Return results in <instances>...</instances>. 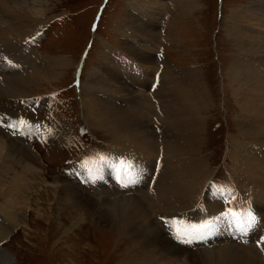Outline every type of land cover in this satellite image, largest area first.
Masks as SVG:
<instances>
[{"label": "bare ground", "instance_id": "1", "mask_svg": "<svg viewBox=\"0 0 264 264\" xmlns=\"http://www.w3.org/2000/svg\"><path fill=\"white\" fill-rule=\"evenodd\" d=\"M167 1L128 0V19L122 22L126 38L123 48L105 42L100 62L78 89L88 126L112 133L140 167H144V158L149 157L151 165L155 164V183L151 185L150 177L147 183L140 180L137 186L124 189L121 177L102 178L105 190H113V198L122 191H135L138 195L120 196L109 202L91 201L72 192L70 198L78 205L90 206L95 219L106 227L119 230L121 236L130 235L140 249V264H264V244L255 245L251 238L264 236V72H258L256 64L242 56L228 68L224 89L232 90L240 113L236 120L238 132L230 133L231 145L227 149L228 182L220 183L202 150L208 124L206 113L214 106L203 69L177 68L157 52L161 48L158 21L170 20L163 10ZM169 1L181 13L195 11L201 5L200 0ZM255 3L233 9L228 17L229 35L245 51L264 54V30H260L264 29V6ZM46 9L45 0H0L1 106L33 103L34 85H53L59 70L69 64L66 57L39 52ZM127 79L133 80L136 87L128 84ZM121 100L126 104H120ZM153 115L157 130L153 127ZM8 118L17 124L13 117ZM52 125L53 122L47 131L39 127V135L55 138ZM28 126L24 123L20 129L32 134ZM69 126L68 122L55 126L60 138L74 137ZM24 131L19 137L25 139ZM5 134H0V184L9 209L17 210L19 205H27L23 191L30 189L32 181L27 183V175L36 172V167L23 158L25 145L16 139L10 143ZM6 135L14 138L12 134ZM23 143L27 145L26 141ZM111 157L98 156L93 162L107 159L112 164ZM4 175L10 178L9 184L3 183ZM217 194L230 205L223 212L216 210L222 200ZM157 210L165 217L200 214L202 219L210 212H215L216 217L235 211L240 220L255 217L257 223L246 232L225 224L223 237L211 247L196 251L178 246L166 236L154 220ZM85 214L80 213L81 221ZM233 237L236 240L230 241Z\"/></svg>", "mask_w": 264, "mask_h": 264}, {"label": "rangeland", "instance_id": "2", "mask_svg": "<svg viewBox=\"0 0 264 264\" xmlns=\"http://www.w3.org/2000/svg\"><path fill=\"white\" fill-rule=\"evenodd\" d=\"M45 1L47 9L44 14V35L41 34L43 37L37 47L41 55L66 57L69 64L59 70L53 85H34L33 100H38V103L13 102L8 108L0 105V115L13 117L16 122L23 119L29 125L32 134L25 139L20 135H14L13 139L7 136L6 134L11 133L3 125H0V134L3 136V132L6 133L5 137L10 143H14L16 139L18 143L25 145L23 158L36 167V172L27 175V183L30 180L32 183L29 185L30 189L23 191L28 198L26 206L19 205V209L10 208L12 210L7 212L10 209L2 196L0 184V243L3 245L0 249V264H140V249L133 244L130 235L121 236V233L118 234L119 230L106 227L95 219L94 210L90 206L78 205L70 198L72 192L91 201L104 199L109 202L120 196L138 195L135 191H122L116 195L117 198H113V190H105L102 178L120 176L111 167L102 164L107 159L93 161L98 156L109 154L112 155L113 163L116 158H126L129 163L135 162L141 170L140 180L147 183L151 177V185L155 183V164L151 165L150 158L145 157L144 167H140L139 162L121 147L123 142H116L112 133L88 126L79 103V84H83L90 71L100 62L99 56L105 42L117 49L123 48L122 43L126 38L122 22L128 19V0ZM200 1L201 5L188 13L179 12L173 2L167 1L163 10L167 11L170 20L158 21L161 26L158 28L161 48L157 52L177 68L203 69L206 87L214 106L206 113L208 124L202 150L210 160L215 180L226 183L230 133L238 132L236 120L240 113L234 93L229 88L224 89L228 68L242 56V59L250 58L252 65L256 64L254 66L258 72H264V54L245 51L237 39L230 37L231 22L228 17L233 9L248 7L252 2L257 1L255 5L264 6V0ZM256 47L258 49V45ZM87 50V57L83 61ZM127 81L136 87L133 80ZM138 91L148 92V89ZM119 103L125 105L126 101L124 103L121 100ZM155 116H152L153 127L157 130ZM52 122L55 138L48 137L49 134L39 135V127L32 126L39 124L47 131ZM65 122L70 123L69 128L74 135L72 139L60 138L55 128ZM21 126L22 124H16L18 129ZM123 162L121 159L116 163V168H126L127 165ZM106 173L108 175L104 178ZM4 178L3 183L9 184L10 178L5 175ZM92 196L97 200H93ZM225 205L226 203L220 202L216 210H224ZM80 213H86L82 221L79 219ZM175 216L178 217L173 224L175 229L192 219L185 218L183 214ZM189 216L197 217L200 214ZM154 220L176 245L191 248L172 238L161 211L155 212ZM253 243L256 245L257 237Z\"/></svg>", "mask_w": 264, "mask_h": 264}, {"label": "snow or ice", "instance_id": "3", "mask_svg": "<svg viewBox=\"0 0 264 264\" xmlns=\"http://www.w3.org/2000/svg\"><path fill=\"white\" fill-rule=\"evenodd\" d=\"M40 35V34H38ZM35 39V38H33ZM51 99V97H49ZM39 101H33V103H38ZM18 124H24L26 121L17 120ZM0 125L5 126V130L9 131L12 135L19 136L22 129H18L16 124L12 123V120L6 116L0 115ZM33 127H40L39 124L32 125ZM25 138L30 136V133L24 131ZM123 159L124 163L127 165L126 168L118 169L115 164ZM106 166L112 168L116 175L120 176L125 182L121 185L124 189L129 187H135L139 184L141 179V170L135 165L134 162L129 163L126 158H116V161L109 164L107 160L104 161ZM99 169H97V172ZM120 181H118V184ZM219 198L223 199V196L217 194ZM234 195V193H233ZM257 223V218L240 220L235 211L224 212L213 218H205L196 222H187L183 228V231H176L173 233L174 239H176L181 245L191 246L196 243L206 244L210 238L214 237L222 225L227 224L228 226H235L241 232H246L247 230L253 228ZM171 230V227H170ZM257 244H264V236H261L257 240Z\"/></svg>", "mask_w": 264, "mask_h": 264}]
</instances>
